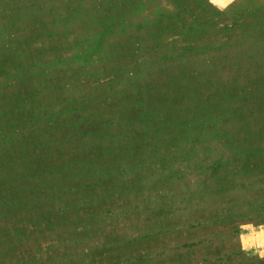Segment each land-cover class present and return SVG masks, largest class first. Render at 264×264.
<instances>
[{"label": "rangeland", "instance_id": "obj_1", "mask_svg": "<svg viewBox=\"0 0 264 264\" xmlns=\"http://www.w3.org/2000/svg\"><path fill=\"white\" fill-rule=\"evenodd\" d=\"M0 264H264V0H0Z\"/></svg>", "mask_w": 264, "mask_h": 264}]
</instances>
